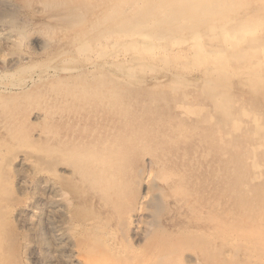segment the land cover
Here are the masks:
<instances>
[{"label": "rangeland", "instance_id": "rangeland-1", "mask_svg": "<svg viewBox=\"0 0 264 264\" xmlns=\"http://www.w3.org/2000/svg\"><path fill=\"white\" fill-rule=\"evenodd\" d=\"M169 1L0 0V264L29 263L37 221L60 195L73 202L70 216L81 225L73 232L65 220L75 249L97 238L84 227L95 217L114 234L115 253L135 257L134 264H261L258 254H248L257 251L251 239L232 244L224 235L239 222L248 233L263 221L264 152H255L253 143L264 128L254 132L242 114H256L264 127V67L237 74L233 62L219 66L223 73H208L210 63L192 47L188 62L152 58L155 44L166 53L176 42L186 47L188 37L156 17L162 7L185 9L183 0ZM211 1L203 33L230 27L234 12L243 18L236 32L257 26L261 32L264 0H236L221 10ZM127 27L134 35L120 36ZM171 75L179 77L170 86ZM116 148L122 153L113 156ZM93 154L109 160L97 167ZM253 162L262 181L253 178ZM99 171L97 187L91 179Z\"/></svg>", "mask_w": 264, "mask_h": 264}, {"label": "bare ground", "instance_id": "bare-ground-1", "mask_svg": "<svg viewBox=\"0 0 264 264\" xmlns=\"http://www.w3.org/2000/svg\"><path fill=\"white\" fill-rule=\"evenodd\" d=\"M173 0H170L169 2H172ZM236 0H212L211 3L213 4V8H215V10H221L223 8H232V6L235 4ZM224 2H226V4H224ZM173 3V2H172ZM207 0H183L182 4H185L186 6H182L185 9L182 11L180 10H175L174 8L171 9L169 12H167V6L166 7H162L159 8L158 10H156L155 14L156 17L158 16V20L161 21H166L169 24H173V26H168L167 27L170 30H174L176 32H178V34H180L181 32L184 33L183 37H188V39L185 40V42L183 43L184 49H182V45L177 46L178 44L173 43V45L171 46V52H164V49L162 50V48L157 47L156 44L154 47H152L150 44V49L152 52L151 56L152 58H158L157 56L160 55H166V56H170L172 55V57L175 58H179L181 60L182 63L184 62H188L189 59H191V53L194 54V56L198 57L201 60H207L210 64L208 65V67H206V70L208 71L209 69L212 70L213 72L216 73H223L226 70H224L223 66L219 67L220 65H230L232 64L235 73H240V72H245L248 69H259L262 70L264 67V21L261 22L262 23V27L261 32L258 29L259 26L255 27L249 34H247L244 31L237 30L238 32L235 31V28L238 27L239 23L241 22V19L243 18H237V12H234L230 18L229 21L227 23H229L228 25L230 27L228 28H224V29H220V31L218 33L213 31V34H209L212 32V30L210 31L207 27L206 30L208 29V33H203L202 30L205 25L204 22H207L208 19V15L206 13L207 10H209L208 8V4ZM130 6H135V4H131ZM199 9L201 11H203L202 13L199 12ZM109 11V10H108ZM107 11V12H108ZM223 11V10H222ZM227 12V11H226ZM239 12V11H238ZM221 13V12H219ZM240 13V12H239ZM196 14L197 17H196ZM216 14V13H215ZM222 14V13H221ZM225 14V13H224ZM228 14V13H227ZM14 15V14H13ZM133 15V14H132ZM131 15V16H132ZM151 15V13H150ZM219 15V14H218ZM226 15V14H225ZM224 15V17H225ZM206 16V19H204L203 22V17ZM223 16V15H222ZM201 17V18H200ZM216 17V16H215ZM214 17V18H215ZM227 17V16H226ZM218 18V17H217ZM253 19V18H252ZM114 20V19H113ZM191 20V22H183V21H189ZM212 20V19H211ZM214 20V19H213ZM225 20V19H224ZM221 21V20H219ZM226 21V20H225ZM203 22V23H201ZM217 22V21H216ZM224 22V21H223ZM252 23H254L252 21ZM226 24V22H225ZM81 25V24H80ZM204 25V26H203ZM212 25V24H211ZM218 25V24H217ZM83 26V25H82ZM80 26V27H82ZM164 27V26H163ZM218 27V26H217ZM222 27V26H221ZM224 27V25H223ZM128 28V27H127ZM135 28V27H133ZM155 28H158V25H155ZM151 29L153 30V28L151 27ZM129 30V28H128ZM243 30V29H242ZM121 31V30H120ZM155 31V30H153ZM152 31H149V33ZM180 32V33H179ZM186 32V33H185ZM263 32V33H262ZM119 33V32H118ZM125 35V36H132L134 35L133 29L127 32H120L119 35ZM141 34V33H140ZM118 35V37H119ZM160 35V34H159ZM186 35V36H185ZM192 35V36H191ZM194 35V38H192ZM121 36V35H120ZM158 35H156L157 37ZM117 37V36H116ZM159 37V36H158ZM182 37V38H183ZM136 38V37H134ZM171 38V37H170ZM132 39V38H130ZM178 39V37L176 38V40ZM139 40V39H138ZM173 40V39H172ZM179 40V39H178ZM128 40H126L127 42ZM169 41V40H168ZM180 41V40H179ZM121 42V40H120ZM136 42V41H135ZM175 42V41H172ZM128 43V42H127ZM140 42H137V44ZM152 43L154 45V42L152 40ZM136 44V43H135ZM141 44V43H140ZM258 45V46H253V45ZM125 45V43H124ZM160 46V45H159ZM141 47V46H140ZM143 47V46H142ZM191 48V53L189 52V49ZM79 48V47H78ZM149 47H144L142 52L148 53L149 51H146ZM79 50V49H78ZM136 51V49H135ZM150 51V52H151ZM145 55V54H143ZM141 52H136L135 57H137V59L140 61H142L143 56ZM148 55V54H146ZM244 55V56H243ZM242 56V58H241ZM164 57V56H163ZM162 57V58H163ZM240 57V58H239ZM2 58V57H1ZM128 58V57H127ZM160 58V57H159ZM161 58V59H162ZM194 58V57H193ZM198 58V59H199ZM129 59V58H128ZM147 59V58H146ZM123 60V59H122ZM132 60V59H131ZM106 61V60H105ZM124 61V60H123ZM128 61V60H127ZM133 61V60H132ZM235 61H237V63H235ZM143 62V61H142ZM148 62V61H147ZM191 62V61H190ZM153 62L151 61V64ZM131 65H133L132 63H130ZM101 65V64H100ZM122 65V64H121ZM143 65V64H142ZM150 65V63H149ZM237 65V67H236ZM110 66V64H109ZM113 66V65H112ZM125 66V65H124ZM151 66V65H150ZM217 66V67H214ZM94 67V66H93ZM134 67V66H133ZM202 67V66H201ZM231 67V66H230ZM238 68H241L240 70H238ZM262 68V69H261ZM102 69V68H101ZM109 69V68H107ZM228 69V68H226ZM232 69V68H231ZM135 70V69H134ZM123 71V70H122ZM210 71V73L212 72ZM132 72V71H131ZM153 72V71H152ZM228 72V71H227ZM232 72H228V73H232ZM258 72V71H257ZM117 73V72H116ZM130 73V72H129ZM209 73V71H208ZM132 74H134L132 72ZM226 74V73H224ZM247 74V73H246ZM258 74V73H257ZM260 74V72H259ZM121 75V74H120ZM179 75V74H178ZM171 79L173 80V82L171 81L170 86L172 84H174L175 80L177 79V76L175 78V76L171 75ZM234 76V75H233ZM118 77V76H117ZM181 78V77H180ZM256 79V78H255ZM136 83V82H135ZM191 85V84H189ZM163 86V85H161ZM226 86H223L221 90L223 89H228L229 88H225ZM219 95V94H218ZM225 95V94H224ZM218 98V97H217ZM220 98V97H219ZM50 100V99H49ZM218 102L221 103V105L223 106L224 103V98H221L220 100H218ZM182 107V106H181ZM187 107V106H186ZM220 107V104L219 106ZM217 107V108H218ZM186 110V109H185ZM225 109H223L224 111ZM227 110L228 107L226 108V112H228ZM186 112L189 113V109L186 110ZM250 111H243V118L246 120L247 124H251L253 126L254 132H259V128H264L263 126L259 125V119L258 116L254 113H249ZM44 115V113H43ZM49 115V114H48ZM53 116V115H52ZM38 118V117H37ZM36 118V119H37ZM46 118V116L44 117ZM44 118H42V120H44ZM232 118V117H231ZM45 121V120H44ZM47 121V120H46ZM231 122H233L234 127L233 129L235 130V125L236 129H238L237 127L240 125L238 124V121L236 122V120H230ZM218 130V129H217ZM261 131V130H260ZM43 132V131H42ZM37 134V133H36ZM221 134V133H220ZM49 136V135H48ZM42 140V139H41ZM213 143V142H212ZM253 147H254V151H261L264 152V136L257 138L256 142L253 143ZM95 149V148H93ZM120 148H116L113 150L112 155L116 156L117 154L122 153L121 151H119ZM96 151V150H95ZM90 152V151H89ZM94 150H91V153H93ZM90 153V154H91ZM77 154V153H76ZM75 154V155H76ZM79 157H82L79 155ZM91 160L93 162V164L97 167L102 166V163H104V160H109L108 157L107 159H105V156H101V155H96L93 154L90 156ZM111 157V156H110ZM85 158V157H84ZM81 159V158H80ZM83 159V158H82ZM86 159V158H85ZM159 159V158H158ZM84 161V160H83ZM157 161V160H156ZM80 162V160H79ZM89 163V162H88ZM158 163V162H156ZM253 169L255 170L253 178L255 180H259L262 181V174L261 171L259 170V168L257 167V165L255 164V162H253ZM105 164V163H104ZM112 164V163H111ZM161 164V163H160ZM88 165V164H87ZM91 165V164H89ZM93 165V166H94ZM109 165V164H107ZM47 166L48 163H47ZM85 166H86V162H85ZM94 166V167H95ZM112 166V165H111ZM163 166V165H162ZM51 167V165H50ZM75 167V165H74ZM73 167V168H74ZM78 167V166H76ZM76 167L74 169H76ZM92 167V166H91ZM90 167V169H91ZM93 167V168H94ZM96 167V168H97ZM92 168V169H93ZM114 168V166H112V169ZM162 168V167H161ZM78 169V168H77ZM90 169L88 168V171H90ZM105 168H103L104 170ZM48 171V170H47ZM70 171V170H69ZM74 171V170H71ZM82 171V170H81ZM87 171V170H86ZM94 171V170H93ZM93 171L91 172V174L93 173ZM96 171V169H95ZM102 171V170H101ZM109 171V169H108ZM113 171V170H110ZM109 171V172H110ZM105 172V171H104ZM103 172V173H104ZM78 173V170H77ZM79 173L84 174L83 171ZM108 174V173H107ZM165 171H164V176H165ZM88 176L85 172L84 177ZM112 178H115V176L111 173ZM152 175V174H151ZM150 175V176H151ZM72 176V175H71ZM79 176V175H77ZM99 176H100V171L96 174V176H93L95 179H91V182L96 185V183H99ZM149 176V175H148ZM105 177V176H104ZM80 178V177H79ZM108 175L105 177V182L104 185L101 187H104L106 184H108ZM145 178V177H144ZM177 178V177H175ZM111 179H109V182L111 181ZM148 179V178H147ZM70 180V179H69ZM103 180V179H102ZM114 180L117 181V179L115 178ZM113 180V181H114ZM83 181V180H81ZM104 181V180H103ZM114 181V182H116ZM120 181V180H118ZM147 181V180H146ZM145 181V182H146ZM70 182V181H69ZM87 182V181H84ZM112 182V181H111ZM148 182V181H147ZM165 182V181H163ZM166 182H169L166 181ZM83 183V182H82ZM81 185L83 186L84 184ZM118 183V182H117ZM100 184V183H99ZM102 184V183H101ZM113 184V182H112ZM74 185V184H73ZM110 185V184H109ZM98 187V184L96 185ZM111 186V185H110ZM117 186V185H116ZM96 187V188H97ZM114 187V186H113ZM100 188V187H99ZM99 188H97L96 190L98 191ZM109 188V187H108ZM84 189H87L84 188ZM112 189V187H111ZM110 189V190H111ZM93 190V189H91ZM114 191H118V189L115 187L113 189ZM2 191V190H1ZM85 191V190H84ZM94 191V190H93ZM96 192V191H94ZM178 192V191H177ZM87 193V192H86ZM85 193V194H86ZM98 193V192H97ZM102 193V192H101ZM111 193V192H110ZM107 193V194H110ZM176 193V192H175ZM1 194V193H0ZM82 194V193H81ZM178 194V193H176ZM175 194V196H176ZM60 195V194H58ZM89 195V193L87 194ZM103 195V194H102ZM116 197V194H114ZM145 195V194H144ZM113 196V194H112ZM118 196V195H117ZM59 197V196H58ZM56 197L58 200L55 199V201L51 202L47 207H45V209L42 211L38 221H37V226L39 227V230H36L34 235H36L37 237V241L35 243L29 244L28 248L31 250L30 254H28L27 259L29 260L28 264H131V263H136V259L134 258H129L128 256L124 257L123 253L121 252V250L119 249L120 255L115 253V250L118 251V248L116 247L115 243L113 242V235L114 234H109V233H105V231L107 232V229L104 230L97 226V224L94 222V218L92 220L86 221L84 223V227L88 230H93L97 236V238L90 240L89 245L83 248H79L76 246L77 249H75L74 245H73V238L71 236V232L70 230H72L73 232H76L77 229L81 228L80 224L79 225H75L73 224L75 222L74 218L72 219V217L70 216V212L72 211L73 208V202H69L67 200V196L65 197V195H60L61 199ZM104 197V199L106 198L105 196H102V198ZM161 197V196H160ZM178 197V196H177ZM94 198V197H93ZM92 198V199H93ZM101 198V199H102ZM113 198V197H112ZM142 198V197H141ZM140 198V199H141ZM107 199H109V195L107 197ZM143 199H145V197H143ZM112 200V199H111ZM130 200V199H129ZM177 200V198H176ZM104 201V200H103ZM106 201V199H105ZM105 201L103 204H105ZM110 201V200H109ZM108 202V201H106ZM112 202V201H110ZM91 203V202H90ZM128 204V202H127ZM196 204V203H195ZM208 204V203H207ZM117 205V204H116ZM111 206V205H108ZM119 206V205H117ZM131 206V205H130ZM140 206V205H139ZM106 207V206H105ZM120 207V206H119ZM129 207V206H128ZM224 207V206H223ZM116 208V207H115ZM125 209V208H123ZM127 210V209H126ZM125 210V211H126ZM197 210V209H196ZM117 211V209L115 210ZM195 211V210H194ZM73 213V212H72ZM117 213V212H116ZM115 213V214H116ZM193 213V212H192ZM227 213V212H226ZM225 213V214H226ZM224 214V216H225ZM230 214V213H229ZM23 214L19 213L18 214V221L21 223L22 226H28V218L26 220V218H24V215L21 216ZM72 215V214H71ZM118 215V214H117ZM116 215V217H118ZM123 215V214H122ZM201 215V214H200ZM227 215V214H226ZM231 215V214H230ZM77 216V215H76ZM99 216V215H98ZM75 217V216H74ZM114 217V216H113ZM247 217V216H245ZM263 217V218H262ZM102 218V216H101ZM104 218V217H103ZM109 218H111L109 216ZM115 218V217H114ZM215 218V216H214ZM213 218V219H214ZM260 218V217H259ZM261 218L263 219V221L259 222L258 225L252 229L250 232L248 231L245 232L246 230V225H244V223L240 224V222L238 223V226L240 227H232L233 230H229L228 233H226L224 235V238L226 237L227 240L229 239L231 241V243H238L237 241H239L241 244H243V240L244 237L251 239L252 242H254V249L255 250H250V252H248V254L250 255V258L255 257V255L258 254V256L261 257L260 259V263L264 264V215L261 216ZM260 218V219H261ZM66 219H70V221H72V227L70 228V230L67 229V223L65 222ZM72 219V220H71ZM97 220V218H95ZM108 219V218H107ZM105 219V220H107ZM247 218H245L246 220ZM79 220V219H78ZM104 220V219H102ZM101 219H99V221H102ZM116 220V219H115ZM189 220V219H188ZM223 220V219H222ZM226 220V219H225ZM224 220V221H225ZM74 221V222H73ZM118 221V220H117ZM119 221L120 218H119ZM221 221V220H220ZM244 221V220H243ZM84 222V221H83ZM107 222V221H106ZM105 222V224H106ZM122 222V221H121ZM247 222V221H246ZM245 222V223H246ZM113 223V220H112ZM83 224V223H82ZM134 224V223H133ZM222 224V223H221ZM225 224V223H223ZM100 226V224H98ZM108 225V222H107ZM36 226V225H35ZM106 226V225H105ZM104 226V227H105ZM118 226V223H117ZM120 226V225H119ZM233 226V225H232ZM111 227V226H110ZM223 227V226H221ZM107 228V227H106ZM109 228V227H108ZM121 228V227H119ZM225 227H223L224 229ZM228 228V227H227ZM116 229V228H115ZM35 230V229H34ZM117 230V229H116ZM228 230V229H227ZM83 231V230H82ZM87 231V230H86ZM109 231V230H108ZM112 231V230H111ZM209 231V230H208ZM215 231V230H214ZM221 231V229H220ZM225 231V230H223ZM70 232V233H69ZM72 232V233H73ZM92 232V231H91ZM123 232V231H122ZM80 233V232H79ZM121 233V232H120ZM204 234V233H203ZM79 235V234H78ZM91 235V233H90ZM217 235V234H216ZM220 235V234H219ZM227 235V236H226ZM76 236V235H75ZM209 236V235H208ZM215 236V235H214ZM221 236V235H220ZM229 237V238H228ZM250 237V238H249ZM35 238V237H34ZM76 238V237H75ZM90 238V237H89ZM88 238V240H89ZM211 238V237H210ZM225 238V239H226ZM223 240V237L220 238V240ZM117 241V240H115ZM212 241V240H211ZM229 242V241H228ZM76 244V243H75ZM208 244V243H207ZM219 244V243H218ZM210 245V244H209ZM217 245V244H216ZM238 245V244H237ZM212 248V247H211ZM262 249V250H261ZM260 251V254L257 253ZM104 251V252H102ZM116 251V252H117ZM256 253V254H255ZM126 254V253H125ZM26 256V255H25ZM113 256V257H111ZM252 256V257H251ZM135 261V262H133ZM256 261V260H255ZM254 261V262H255ZM28 262V261H27ZM138 264H144V261L142 259L139 260Z\"/></svg>", "mask_w": 264, "mask_h": 264}]
</instances>
